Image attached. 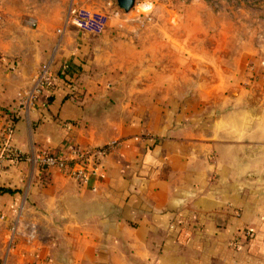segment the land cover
Returning a JSON list of instances; mask_svg holds the SVG:
<instances>
[{"label": "crops", "instance_id": "0c3cea01", "mask_svg": "<svg viewBox=\"0 0 264 264\" xmlns=\"http://www.w3.org/2000/svg\"><path fill=\"white\" fill-rule=\"evenodd\" d=\"M134 40L111 35L110 48L89 53L65 35L55 88L27 115L19 96L52 50L13 52L0 43V133L15 124L6 143L0 138V264L1 217L25 197L41 240L8 264H264V83L257 96L243 86L237 96L205 100L164 68L147 73ZM65 67L73 85L57 76ZM112 140L123 143L85 184L58 171L41 177L11 155ZM247 229L253 236L233 246Z\"/></svg>", "mask_w": 264, "mask_h": 264}, {"label": "rangeland", "instance_id": "374dc122", "mask_svg": "<svg viewBox=\"0 0 264 264\" xmlns=\"http://www.w3.org/2000/svg\"><path fill=\"white\" fill-rule=\"evenodd\" d=\"M71 3L0 0V43L13 52L36 47L50 52ZM77 5L105 16L102 32L72 24L65 30L66 36H76L79 45L89 47V53L110 48L111 35L134 37L132 53L151 65L147 73L164 68L193 85L184 87L188 93L197 90L208 100L228 90L237 96L236 87L247 86L253 96L259 95L258 84L264 83V0H136L130 13L116 0H77ZM115 10L119 19L110 16Z\"/></svg>", "mask_w": 264, "mask_h": 264}, {"label": "built area", "instance_id": "2783aa9c", "mask_svg": "<svg viewBox=\"0 0 264 264\" xmlns=\"http://www.w3.org/2000/svg\"><path fill=\"white\" fill-rule=\"evenodd\" d=\"M116 19L120 18V12L115 10L111 15ZM105 16L98 11H92L87 6H78L77 0H72L70 13L67 15L64 27L58 29L56 34V42L52 49L51 59L42 65L37 73L32 77L30 87L19 96V113L27 115L35 106L38 98L46 93H50L55 88L56 74L54 71V62L63 48L64 36L66 28L71 24L81 30H90L102 32L105 27L103 19ZM127 22V20H124ZM63 73L68 74L70 82L74 84L76 78L71 76L67 67ZM72 84V85H73ZM15 124H9L2 133L0 138L5 140L14 132ZM123 143L122 140H112L102 146L94 148L74 147L67 151L53 152L50 150H41L34 158H28L17 151H12L11 155L15 160H28L41 173L48 175L51 171H58L65 176L75 180L80 184L87 183L92 177H100L105 168L106 158ZM6 147V146H5ZM2 162H0V169ZM31 206L28 205L27 198H23L21 203L17 205L10 216L1 217L6 223L5 238L2 242V251L4 259L2 264H8V260L21 247H31L41 240L40 224L36 218V214ZM35 214V215H34ZM245 236L251 238L252 230H245L244 233L237 236L233 240V246L238 247V242Z\"/></svg>", "mask_w": 264, "mask_h": 264}, {"label": "water", "instance_id": "95a60500", "mask_svg": "<svg viewBox=\"0 0 264 264\" xmlns=\"http://www.w3.org/2000/svg\"><path fill=\"white\" fill-rule=\"evenodd\" d=\"M118 7L125 13H130L135 7L136 0H116Z\"/></svg>", "mask_w": 264, "mask_h": 264}, {"label": "trees", "instance_id": "16d2710c", "mask_svg": "<svg viewBox=\"0 0 264 264\" xmlns=\"http://www.w3.org/2000/svg\"><path fill=\"white\" fill-rule=\"evenodd\" d=\"M57 76H61V77H63L64 80H65V82H67L69 85H72V84H73L72 82H70V79H69L68 74L63 73L62 70H61V72H58V73H57Z\"/></svg>", "mask_w": 264, "mask_h": 264}]
</instances>
